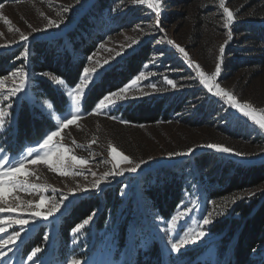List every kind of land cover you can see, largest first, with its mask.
I'll list each match as a JSON object with an SVG mask.
<instances>
[{
  "label": "rangeland",
  "instance_id": "374dc122",
  "mask_svg": "<svg viewBox=\"0 0 264 264\" xmlns=\"http://www.w3.org/2000/svg\"><path fill=\"white\" fill-rule=\"evenodd\" d=\"M99 1L6 0L0 3V53L15 52L10 63L5 65L6 71L0 74V79L4 81L0 85V93L6 95L7 90L14 87V82L19 84V80L10 75L12 72L23 70L28 74L24 91L17 97L8 101L0 97V107H5L7 103L13 105L11 109L5 107V111L10 114L4 117V127L0 128V152L12 160H19L22 155L26 157L27 148L38 147L37 143L20 145L14 141V115L21 99L36 100L54 122L53 128L46 129L45 133L55 131L59 123L56 117L63 118L71 110L72 103L67 91L80 82L85 67L95 66L101 72V69L109 70L118 66L132 53H144L147 58L135 76L110 91H117L144 73V78L131 86L127 93L129 99L117 102L116 107L96 112V105L110 93L107 92L94 106L83 108V98L93 83L90 80L80 98L81 114L78 119L60 128L59 136L53 138V143L60 141L58 148L70 149L65 158L76 155L78 159L88 161L86 165H73L66 169L76 174L62 176L59 171L53 172L43 161L26 163L23 173L17 174L26 185L46 186L47 191L43 193L45 199L40 208L42 213L47 212L51 203L60 201L61 197L68 199L47 220L40 217L32 219L25 215L24 218L29 219L30 223L24 227L14 244L9 243L0 248L6 253L0 257V264H70L73 259L79 264H228L230 244L220 241L223 232H212L210 225L229 215L232 205L237 201L248 196L264 195V185L246 189L244 193L233 197L217 198L204 208L205 192L197 184L192 189H184L174 209L164 216L146 204L141 178L148 172L162 168L178 172L184 161L203 153L216 157L217 167L224 162L242 166L264 162V130L231 108L223 99L209 93L200 83L194 66L199 64L200 71L210 76L221 59L219 49L224 46L222 70L218 77L220 87L231 92L238 102L264 110V45L258 46L260 43L255 44L250 40L249 32L241 30L240 25L253 23L264 26V0H225V6L234 14V22L229 28L224 27L225 17L219 7V0H159V27L163 31L156 25V12L147 3L134 5L132 0H108L109 3L116 2L112 7L98 8ZM93 11H96L97 16L89 14ZM84 18L90 19L92 24L87 31L79 32L78 26ZM49 20L59 26L49 27ZM69 29L85 34V38H95L96 46L83 54L84 67L78 80L71 85L66 82L64 86H58L53 77H62L33 70L28 56L33 53V43L65 35ZM229 31L232 35L230 40ZM22 34L28 37L27 41L21 39ZM79 34H76L77 38ZM169 40L185 49L193 65H189L183 54L168 43ZM62 41L63 46L68 44L65 37ZM133 41L136 43L133 44ZM25 49L28 50L26 59L21 55ZM250 57L256 60L248 62ZM42 73H48L44 77L65 96L64 103L59 102L60 109H56L58 101L52 109H48L44 101L52 103L49 98L35 97L34 87L37 79L43 76ZM167 80H172L175 87L169 85ZM158 96H165L167 101H174L178 105V111L171 112L169 119H158L154 123L121 122L127 120L119 115L120 110L131 101ZM207 144H220L242 155L216 152L207 148ZM109 145L134 161L146 163L135 173L125 171L123 175H109L99 190L92 189V183L105 172L113 171ZM189 148L195 149L194 154L169 157V153H183ZM64 155L62 151L57 153L54 149L50 161ZM7 163L4 161L5 165ZM126 167L121 165L122 169ZM184 171L192 174L195 166L193 163L186 164ZM7 179L5 177V181ZM86 186L89 190L85 192L82 189ZM116 188L115 208L110 206L102 215L101 198L88 215L92 216L89 223L78 233L72 232L88 216L84 217L68 230V238L64 237L61 224L74 203L88 195H100L104 190L114 192ZM40 196L39 189L31 187L4 193L7 204L19 205L17 214L27 212L24 202L31 200L38 203ZM209 213L212 222L204 225L203 217ZM174 217L176 224L172 223ZM99 222L103 225H99ZM16 230H20L19 225L8 228L6 234H0V239L7 240V235ZM198 231H204L205 236L188 243L179 253L171 251L170 240ZM37 247L41 251L30 261L28 256ZM252 264L262 262L257 259Z\"/></svg>",
  "mask_w": 264,
  "mask_h": 264
},
{
  "label": "trees",
  "instance_id": "16d2710c",
  "mask_svg": "<svg viewBox=\"0 0 264 264\" xmlns=\"http://www.w3.org/2000/svg\"><path fill=\"white\" fill-rule=\"evenodd\" d=\"M4 1L6 0H0V3ZM99 2L98 8H101L104 6L112 7L116 1L109 3L108 0H100ZM91 13L97 16L96 11L89 12V14ZM91 24L90 19L84 18L82 24L78 26V31H87ZM240 25L241 30L244 29L249 32L250 40L254 41L255 44L260 43L257 44L258 46L264 45L263 25H254L253 23H241ZM79 32L69 29L65 35L33 43L31 45L33 53H29L28 56L33 70L59 75L70 85L75 83L84 67L83 54L90 52L96 46L95 38H85V34H79ZM76 34H79L78 38ZM63 37L68 42L65 46H63ZM256 54L254 55L256 56ZM14 55V51L12 53H0V74L6 71L7 66L5 65L10 63L9 61ZM124 59L118 66L107 70L103 73L104 75L88 87L82 101L84 109L91 108L104 94L128 82L136 75L147 58L144 53H132ZM253 59L255 58L250 57L247 61L253 62ZM34 88L36 89L34 93L36 98L45 96L54 105L57 101L58 103L65 101L63 93L56 89L47 77L38 78ZM174 103V101H167L165 96L143 98L131 101L129 105L120 110L119 115L131 122L154 123L158 119L167 120L171 112L178 111V105ZM60 108L59 103L56 109ZM15 119L13 138L20 145L37 143L45 134L46 129H51L54 123L44 113L43 108L36 103V100L26 101L24 98L18 103ZM192 123L195 125V122ZM192 157V159L189 158L183 162L182 169L178 172L162 168L159 170L160 172L157 169L151 173H146L141 178L142 192L148 207L167 216L181 198L184 189H192L197 184L205 192L204 208H207L208 204L217 198L233 197L244 193L246 189L264 185V162L251 163L245 166L224 162L220 167H217L219 165H216V157L209 153ZM192 163L195 166V171L189 174L184 171V167L186 164L191 165ZM151 180L153 182H150ZM117 190L118 188L114 192L104 190L100 195H88L74 203L61 224V233L63 232L64 237L68 238V230L84 217H87L99 204L101 198H103L102 215L110 206L115 208L117 206ZM99 225L103 224L99 222ZM210 229L214 233L223 232L219 240L230 244L228 264H252L257 259L264 264V195L248 196L237 201L232 205L229 215L213 222Z\"/></svg>",
  "mask_w": 264,
  "mask_h": 264
},
{
  "label": "snow or ice",
  "instance_id": "6c2138e0",
  "mask_svg": "<svg viewBox=\"0 0 264 264\" xmlns=\"http://www.w3.org/2000/svg\"><path fill=\"white\" fill-rule=\"evenodd\" d=\"M132 3L143 5L147 3V6L154 10L156 12L157 21L156 25L159 28L160 31H163V28L159 27V15H160V2L159 0H132ZM219 7L223 10V15L225 17L224 19V27L229 28L233 22H234V14L233 11H231L228 7L225 6V0H219ZM67 11V9H65ZM5 23H8L7 20H5ZM48 26H56L59 25L52 20L48 21ZM33 31H37V29H33ZM229 40L232 38L231 32L228 33ZM21 39L24 41H27L28 37L21 35ZM133 44L136 43V41L132 42ZM169 44H172L180 53L183 54L184 58L188 61L189 65H193V61L188 58V53L185 51V49L179 45H175L173 41L169 40ZM227 43V42H226ZM225 49L224 46H221L219 49V52L221 54L220 62H218L215 65V71L209 76L205 75L203 71H200V65L195 64L198 71V75L200 77V83L204 86V88L207 89L209 93H212L214 96H217L225 101L231 108L236 109L239 113H241L244 117H246L248 120H250L255 126H258L259 129L264 130V110H257L252 107L249 103H240L237 101L236 97L231 93L223 88L220 87L218 83V77L221 73V64L223 61V53ZM22 56L27 58L28 50L25 49V51L21 54ZM119 55V53H117ZM163 55V53H161ZM89 60L92 59V57H88ZM105 64H108L107 61H105ZM109 67H111L109 65ZM108 69L104 68L101 69V72H106ZM101 72L97 71V68L95 66L93 67H85L83 69V76L80 79V82L76 84L74 87H70L67 91L68 97L71 99V110L69 111L68 115L61 117H56V119L59 121V123L56 126L55 131H49L48 133H45L44 137H42L41 141H38V147L32 148L29 147L26 149V157L24 155L21 156L19 160H12L11 158L3 155L2 152H0V234H6L7 229L12 227L13 225H19L20 230L13 231L11 234L7 235V240L0 239V248L5 247L9 243H15V241L20 238L21 232L24 230V227L30 223V220L27 218H24L25 215L30 216L32 219H35L37 217L43 218L47 220L50 216L53 215V213L57 212L63 202L67 200V197H61L60 201L51 203V206L48 208L47 212L42 213L40 211V208L44 202V195L43 193L47 191L46 186L41 187L38 185H26L24 181H21L19 179L18 173H23V170L26 166V163L36 164L40 161H43L45 164L48 165V167L53 171L57 172L59 171V174L62 176H68L70 174H76V173H70L66 169L71 168L73 165H86L88 163L87 160L82 158H77L76 155H71L70 157L65 158L66 154L70 151L68 148H58L57 145L60 144V141L57 140L55 143H53V138L59 136L60 134V128L66 127L69 124H72L75 120L78 119L80 113V103H81V95L84 92V88L88 86L89 81L91 80L93 83L95 82V79L100 78ZM12 77L19 80V84H15L14 87L10 90H7V94L0 93V97H2L3 101H8L13 97H17L19 93L24 91V88L27 83V77L28 74L24 72L23 70H17L10 74ZM43 76H48V73H42ZM142 78H144V73H140L137 75L134 79L131 80L130 84H126L124 87L119 88L117 91L110 92L109 94L105 95L99 103L96 105V112L100 113L110 107H116L117 102H122L129 97L127 96V93L129 92L131 86H134L137 84L138 81H140ZM56 84L58 86H64L66 84V81L62 78H56L53 77ZM4 81L3 79H0V85H3ZM167 83L169 85H172L175 87V84L172 80H167ZM154 87V86H153ZM44 104L47 106L48 109L53 108V104L49 102L48 100L44 101ZM6 108L11 109L13 105L11 103H7L5 105ZM5 107H0V128L4 127V117L9 115L10 113H7L5 111ZM115 119V117H112ZM122 123H130L129 121L121 120ZM207 148L213 149L216 152L220 153H230L235 154L237 156L242 155L239 152H234L233 149L222 146L220 144H207ZM54 149L57 153L63 152L65 155L60 156L56 160L50 161V157L54 153ZM195 149L189 148L187 152L183 153H169V157L177 156V155H183V156H189L194 154ZM43 153V155H41ZM109 156L112 158V172H105L103 176H101L99 179H97L94 183H92L91 188L99 190L101 183L106 180V178L109 175H123L125 171L135 173L137 170L141 167L142 164L146 163L145 161H134L132 158H130L128 155H125L122 151H118V149L112 145H109ZM4 161H8L7 165L4 164ZM127 165L126 168H121V165ZM95 175V173H93ZM5 177H7V181H5ZM31 187L32 189H39V192L41 193L40 196V202L33 203V201L29 200L24 202V208L27 209V212H21L17 214V209L19 205L16 204H7L4 198L5 191H18L21 188H24L25 190H28V188ZM83 191H88V187H84L82 189ZM54 191V189H53ZM16 214V215H14ZM211 213H209L207 216L203 217V224L208 225L212 221L210 219ZM92 219V216H88L85 218L82 223L77 224L73 229L72 232L78 233L85 225L89 223V221ZM172 223L176 224L175 217L172 219ZM205 236L204 231H198V232H191L186 233L183 236H178V238H175L173 240H170V248L171 251L174 253H179L181 249L187 245L190 242H194L195 240ZM41 249L39 247L34 248L32 250V253L28 256V259L30 261L33 260L34 257H36L37 253H39ZM6 255L3 251H0V257H3ZM35 264V262H33ZM70 264H79V261L73 259L70 261Z\"/></svg>",
  "mask_w": 264,
  "mask_h": 264
}]
</instances>
